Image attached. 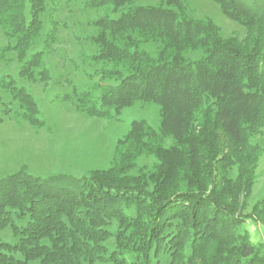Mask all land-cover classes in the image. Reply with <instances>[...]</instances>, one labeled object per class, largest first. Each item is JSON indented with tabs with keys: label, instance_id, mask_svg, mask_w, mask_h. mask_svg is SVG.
<instances>
[{
	"label": "trees",
	"instance_id": "obj_1",
	"mask_svg": "<svg viewBox=\"0 0 264 264\" xmlns=\"http://www.w3.org/2000/svg\"><path fill=\"white\" fill-rule=\"evenodd\" d=\"M156 1L84 0L128 8L93 21L121 42L94 39L91 60L112 64L101 71L112 83L95 98L77 94L75 109L111 119L133 101L151 102L160 108L158 128L132 121L104 171L40 178L22 168L0 179V232L16 237L0 239V264H160L163 254L169 264H264V247L244 228L261 153L251 135L264 126V0H212L246 30L239 43L223 39L212 21L190 17L186 0ZM44 11L45 0H0V29L13 41L2 52H15L19 75L39 81L49 79L43 53L29 49ZM139 39L160 41L157 55ZM0 88L23 120L44 127L35 100L10 76ZM143 158L154 160L150 169L138 165ZM253 216L264 226V201ZM111 234L116 253L105 258L102 243Z\"/></svg>",
	"mask_w": 264,
	"mask_h": 264
},
{
	"label": "rangeland",
	"instance_id": "obj_2",
	"mask_svg": "<svg viewBox=\"0 0 264 264\" xmlns=\"http://www.w3.org/2000/svg\"><path fill=\"white\" fill-rule=\"evenodd\" d=\"M158 4L156 0H136L134 3ZM184 5L190 17L212 21L223 39H234L239 43L245 38L246 30L224 16L212 0H186ZM127 8H92L84 0H45V11L40 15L41 31L29 49V54L43 53L42 66L49 74V79L43 81H39L38 75H35V80L19 75L22 61L18 60L15 52H2L13 41L8 40L0 29V78L10 76L15 87L23 88L30 94L39 110L38 119L44 122V127L37 129L23 120L18 102L0 88V179L22 168L40 178L58 174L78 178L92 171H104L111 167L116 142L127 134L132 121L143 120L149 126L158 128L160 108L151 102L133 101L130 107L111 119L89 117L75 109L77 94L86 92L95 98L101 87L112 83L111 79L101 78V71L110 69L112 64L91 60L98 53L94 39L104 35L109 41L121 42L112 32L95 27L93 21L104 16L117 18ZM128 35L132 40L133 33ZM139 41V47L153 56L161 48L158 40ZM251 139L261 153L246 201L244 228L252 242L264 247V226L253 216V208L264 201V126L256 128ZM153 162L150 158H143L138 165L150 169ZM230 175L236 177V168ZM0 239L11 244L16 242L9 228L0 232ZM102 244L106 250L105 258L116 253L114 234ZM187 258H190L188 252L185 253V260ZM169 262L168 255H161L160 264ZM80 264L91 263L81 261Z\"/></svg>",
	"mask_w": 264,
	"mask_h": 264
}]
</instances>
